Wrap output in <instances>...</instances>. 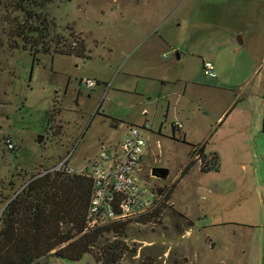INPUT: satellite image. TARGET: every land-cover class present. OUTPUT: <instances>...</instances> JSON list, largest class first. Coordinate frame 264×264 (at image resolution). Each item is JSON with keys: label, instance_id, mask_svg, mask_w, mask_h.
<instances>
[{"label": "rangeland", "instance_id": "rangeland-1", "mask_svg": "<svg viewBox=\"0 0 264 264\" xmlns=\"http://www.w3.org/2000/svg\"><path fill=\"white\" fill-rule=\"evenodd\" d=\"M7 1L0 0V214L32 175L62 162L71 171H81L99 155L101 147L110 148L124 140L127 124L145 125L148 131L143 133L139 177L163 194L175 183L176 187L160 223L129 224L123 238L128 252L120 264H254L243 258L250 247H261L264 258V163L260 157L253 158L250 152L247 162L239 155H230L225 140L214 136L217 143L213 147H219L223 157L219 170L201 173L197 163L178 180L191 148L170 138V125L174 114L181 118L185 113L181 106H192L190 99L199 87L188 83L189 96L168 110L160 93L172 89V83L160 78L166 75L173 79L183 68V76L190 75L185 76L188 81L204 74L197 57L187 56L182 44L184 37L194 32L191 26L203 21L201 16L182 10L184 7L174 14H159L158 7L153 9L137 0H50L42 11L51 21L52 37L67 42L83 40L90 58L53 53L33 58L20 47L11 49L13 19L21 17L7 8ZM251 18L244 23L235 19L220 22L213 31L230 34L235 40L244 36L248 43L259 33L254 26L256 17ZM148 27L157 32L156 37L174 45L173 50L160 49L154 43L156 37L138 46ZM216 49L220 54L217 64L224 75L218 78L220 82L238 83L250 73L252 64L226 45ZM261 50L264 52V44ZM180 51L184 55L176 61L175 52ZM166 62L173 64V71H167ZM232 71L235 74L230 79ZM86 80H95L96 85L87 89ZM257 82L252 92L264 97V80ZM207 92L205 111L210 117L202 118L195 107L192 114L216 124L228 99L216 89ZM104 116L123 123L113 129ZM38 136H45L41 145ZM151 169H167L168 174L160 178L152 175ZM105 238L113 240L112 235ZM36 264L96 262L89 253L77 262L47 257ZM260 264H264L262 259Z\"/></svg>", "mask_w": 264, "mask_h": 264}, {"label": "trees", "instance_id": "trees-1", "mask_svg": "<svg viewBox=\"0 0 264 264\" xmlns=\"http://www.w3.org/2000/svg\"><path fill=\"white\" fill-rule=\"evenodd\" d=\"M48 1L6 2L7 8L21 17V20L13 19L11 49L20 47L33 58L40 53H53L89 59L83 40L67 42L62 37L59 40L52 37L51 21L42 11ZM56 103L54 101L53 107ZM105 118L110 120L109 125L113 129L123 123L114 118ZM177 141L191 148L188 162L178 180L197 163L201 173L219 170L220 159L214 152H205L206 143L193 145L185 139ZM175 187L176 183L166 190L160 206L144 216L125 221L101 220L92 226L89 224L93 195L90 178L68 168L32 175L28 183L9 199L0 214V264H36L47 257L77 262L89 253L94 256L96 264H120L128 252L123 238L127 235L129 224L132 221L160 223L163 211L169 208L168 202ZM108 235H112V241L105 240Z\"/></svg>", "mask_w": 264, "mask_h": 264}, {"label": "crops", "instance_id": "crops-1", "mask_svg": "<svg viewBox=\"0 0 264 264\" xmlns=\"http://www.w3.org/2000/svg\"><path fill=\"white\" fill-rule=\"evenodd\" d=\"M137 1L139 4L142 1L145 2V5L152 6L153 9L158 7L159 14H174L178 9L184 7L182 10L186 9L191 14H199L203 20L198 22L199 24L191 26L194 32L190 36L184 37L182 44L186 45L185 54L187 56L197 57L200 69H202L203 62H211L215 76L211 77L201 74L199 77L198 75L192 77L194 78L192 81H188L190 79H186L185 76L189 78L190 75L187 74L188 70L186 69L187 75L183 76L184 73H181L183 68L180 73H175L176 75H174L173 79L166 75L160 78L167 83H172V89L160 93L166 101L168 110L171 104L177 106L189 96L188 83L199 87L195 97L190 99L192 106H187L186 104L181 106V112L185 111V113L178 114L182 115V117L180 118L176 114L173 115L174 118L170 125V138L174 141L185 139L188 144L193 145L206 143L205 152L208 154L214 152L222 160L223 157L219 147H213L217 143L213 141L214 136H216L221 140H225L227 147L231 149L230 155L234 153V156L239 155L240 159L249 162L251 160L249 156L251 152L253 158L260 157L264 163V97L256 95L259 93L252 92L256 82L258 81V84L264 80V52L261 50L264 44V0H165L159 3L153 2V0H150L151 2L149 0ZM149 3L152 4L150 5ZM251 16L256 17L254 26L257 27L256 32L259 33L257 34L258 36L254 34L248 43L244 36L242 39L238 38L235 40L230 34H221L213 31L218 29L216 24L220 22H229L235 19L244 23V21L251 20ZM196 31H201L204 35H199V33L196 35ZM143 35L144 37L139 39L138 46L146 43L147 39L156 37L157 32L152 27H148L144 30ZM248 37L250 38V35ZM156 38L157 40L154 43L161 47L160 49L165 46L167 47L166 49L173 50L172 46L174 45L164 39V37L160 38V36H157ZM219 45H226L228 49L233 51V54L240 55V57L252 64L250 73L241 82L219 81L218 78L224 77L222 70L217 64L220 54L216 48ZM238 47H242L244 50H240ZM174 50L179 51L177 48ZM261 52L263 53L260 55ZM183 55L181 51L179 53L175 52V60L181 61ZM164 66L167 71L174 70L173 64L166 62ZM234 74L233 71L229 74L230 79L233 78ZM181 82H186V84L184 83L178 89L177 84ZM215 89L224 93L223 95L228 99V103L223 108L222 113H220V117L216 119L217 123L212 124L211 120L204 122L202 119L194 118L191 109L193 107L197 108L202 118L210 117L205 111L209 100H205L204 96L207 95V91ZM238 104L240 107L237 108L236 105ZM201 108H204V111H201ZM176 124L179 126H176ZM213 126L216 129H213ZM128 127L129 124H127L126 128ZM158 132L161 134V129ZM192 138H199V140L192 141ZM256 147L257 149H255ZM256 150L260 152L257 154ZM231 159L233 160L232 157ZM197 165L199 166V164ZM261 252V247L255 249L250 247L246 253L243 252V258L247 260V263L254 261V264H260L261 259L264 262V258H261Z\"/></svg>", "mask_w": 264, "mask_h": 264}, {"label": "built area", "instance_id": "built-area-1", "mask_svg": "<svg viewBox=\"0 0 264 264\" xmlns=\"http://www.w3.org/2000/svg\"><path fill=\"white\" fill-rule=\"evenodd\" d=\"M205 75L214 77L213 64L203 62ZM87 89H92L95 80H86ZM176 126H179L176 124ZM148 127L129 126L126 137L110 148L101 147L99 155L88 161L81 173L93 182L89 215L90 225L99 221L134 220L157 209L165 193H160L154 186L144 184L139 177L145 148L143 133ZM9 149L12 142L7 139ZM67 169L65 162L42 173Z\"/></svg>", "mask_w": 264, "mask_h": 264}, {"label": "water", "instance_id": "water-1", "mask_svg": "<svg viewBox=\"0 0 264 264\" xmlns=\"http://www.w3.org/2000/svg\"><path fill=\"white\" fill-rule=\"evenodd\" d=\"M45 136H38L37 137V143L41 145L44 141ZM168 174L167 169H152V175H158L160 178H165Z\"/></svg>", "mask_w": 264, "mask_h": 264}, {"label": "flooded vegetation", "instance_id": "flooded-vegetation-1", "mask_svg": "<svg viewBox=\"0 0 264 264\" xmlns=\"http://www.w3.org/2000/svg\"><path fill=\"white\" fill-rule=\"evenodd\" d=\"M151 174H152V169L150 170Z\"/></svg>", "mask_w": 264, "mask_h": 264}]
</instances>
